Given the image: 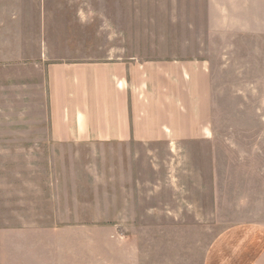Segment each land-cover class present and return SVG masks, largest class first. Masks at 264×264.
Returning <instances> with one entry per match:
<instances>
[{
  "label": "rangeland",
  "instance_id": "rangeland-1",
  "mask_svg": "<svg viewBox=\"0 0 264 264\" xmlns=\"http://www.w3.org/2000/svg\"><path fill=\"white\" fill-rule=\"evenodd\" d=\"M179 8L0 0V264H202L232 219L264 217V22L256 52L251 34L244 52L231 46L234 60L213 62L211 141L46 140L41 48L76 60L186 48L188 0Z\"/></svg>",
  "mask_w": 264,
  "mask_h": 264
},
{
  "label": "crops",
  "instance_id": "crops-1",
  "mask_svg": "<svg viewBox=\"0 0 264 264\" xmlns=\"http://www.w3.org/2000/svg\"><path fill=\"white\" fill-rule=\"evenodd\" d=\"M174 5L180 10L182 0ZM188 7L189 24L180 27L189 29V40L178 43L186 48L171 41L156 54L78 60L54 59L41 48L46 140L177 146L214 139L213 62L234 60L231 46L244 52L251 34L259 39L253 52L259 49L264 0H188ZM232 220L211 240L202 264H264V217L249 212Z\"/></svg>",
  "mask_w": 264,
  "mask_h": 264
}]
</instances>
